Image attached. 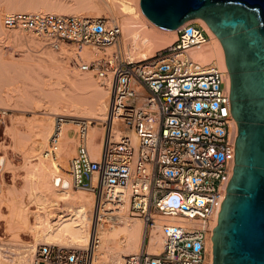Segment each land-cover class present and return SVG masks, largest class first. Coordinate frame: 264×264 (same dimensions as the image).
Segmentation results:
<instances>
[{
    "label": "built area",
    "instance_id": "1",
    "mask_svg": "<svg viewBox=\"0 0 264 264\" xmlns=\"http://www.w3.org/2000/svg\"><path fill=\"white\" fill-rule=\"evenodd\" d=\"M2 22L53 48L61 42L104 48L117 45L122 34L117 20L102 16L12 12ZM208 41L204 27L187 20L176 39L150 58L132 60L114 52L80 66L112 85L109 115L122 134L92 156L93 121L76 119V150L67 169L72 187L94 193L96 223L115 220L122 211L140 218L148 233L161 222L162 250H147L146 233L141 250L120 264H207L206 242L234 164L225 71L189 53ZM62 122L55 117L46 156L56 155ZM97 242L93 237L92 247ZM89 252L41 242L35 264H89Z\"/></svg>",
    "mask_w": 264,
    "mask_h": 264
},
{
    "label": "bare ground",
    "instance_id": "2",
    "mask_svg": "<svg viewBox=\"0 0 264 264\" xmlns=\"http://www.w3.org/2000/svg\"><path fill=\"white\" fill-rule=\"evenodd\" d=\"M9 2L10 0L4 3L8 5ZM4 10H0V40L16 43L24 38L26 42L28 41L33 45H40V43L31 36H23L19 32L4 33L2 18L5 14L41 12L78 16L83 11H95L96 15L104 13L112 20L119 22L122 31L119 48L124 51L125 56L132 60L150 58L154 55L155 50L158 51L169 46L176 39L178 28L163 29L155 25L140 9L139 0H11L7 10ZM117 18H120V20ZM190 20L202 25L209 35V41L200 47L191 49L189 51L190 55L203 63L212 62L225 71L226 87L229 89L228 71L224 62L223 49L217 36L200 17ZM57 46L54 47L56 49H37L34 51L36 54L27 55L24 60L35 61L45 70L59 69L66 78V85L59 86L52 92L43 80L44 78L37 77V79H33V83L21 82L15 84L12 88L2 91L0 95L2 100L12 102L13 106H18L19 100L26 99L30 104H33L31 108L34 111L31 110L34 113L41 112L45 114L41 118L38 117L39 119L34 118L24 121L27 129L28 127L29 129H35L32 147L27 151L29 155H27V152L26 155L31 158L37 157V162L30 166L31 168H28L30 175L28 177L34 178H31L33 187L30 190L28 200H30L29 203H36L39 206L36 205L37 209L31 212L27 210L25 204H22L23 201H20L22 197L19 196V200L18 196L11 192V197H3V201H10V204L7 203L10 206L11 217L14 218V222L16 223V220L19 221V224L24 222L25 227L28 226L29 230L33 231V241L35 242L29 245L18 244L19 247L12 245L13 248L12 243L0 242V260L2 261L0 263L35 264L36 260L34 258L37 245L45 242L88 249L90 251L89 264H120L124 256L138 253L141 250L145 235L143 221L138 218H129L125 211H122L115 220L108 221L109 226L99 228V225H104L107 221L96 223V196L90 191H84V189L74 193L70 175L68 172V174L64 172L66 169L63 171L68 160L75 154L76 136L75 131L71 130L70 123L75 124L76 119L87 118L96 121V123H107L103 131L98 125H91L88 128V145L92 156L99 155L104 143L110 138L117 139L122 134V128L118 121L109 115L112 85L107 84L104 88L100 85L98 79L94 78L89 72H79L75 69V66L71 65L72 61L78 66L79 61L89 63L95 60L99 55L98 53H100L98 50H90L87 47L78 49L75 46L65 44H59L58 48ZM93 48H96V46H93ZM108 53L113 54L114 49H109ZM8 62L12 66L18 65L16 60L13 59ZM80 66H78L79 69H81ZM43 88L50 90L51 93L48 94L52 96L45 99L41 98L40 89L43 90ZM56 116L63 117V122L59 128L60 148L58 147L56 155L51 157L46 156L45 150L43 152L41 150L54 131ZM12 121L15 122V120ZM236 130V122L231 115L230 136L233 144ZM69 142L73 145L70 149L71 152L69 151L67 154V162L61 161L59 157L67 149ZM2 162L0 160V169ZM13 195H16V197H13ZM26 210L34 217L33 224L28 225ZM217 223L216 219L215 225ZM160 225L161 222L157 221L156 226L147 235L146 247L150 252L162 250L164 237L160 231ZM211 235L205 246L207 264L212 263L213 257ZM93 237L97 238L98 242L92 247Z\"/></svg>",
    "mask_w": 264,
    "mask_h": 264
},
{
    "label": "water",
    "instance_id": "3",
    "mask_svg": "<svg viewBox=\"0 0 264 264\" xmlns=\"http://www.w3.org/2000/svg\"><path fill=\"white\" fill-rule=\"evenodd\" d=\"M139 6L163 29L200 17L222 46L237 130L211 264H264V0H139Z\"/></svg>",
    "mask_w": 264,
    "mask_h": 264
},
{
    "label": "rangeland",
    "instance_id": "4",
    "mask_svg": "<svg viewBox=\"0 0 264 264\" xmlns=\"http://www.w3.org/2000/svg\"><path fill=\"white\" fill-rule=\"evenodd\" d=\"M2 1L3 0H0V10L5 11L4 9L7 10V7L10 4L11 0L8 3V5H7V3H4V2H8V0H6V1L4 0L3 2ZM78 15L87 16V17L102 16V17L111 19L109 16L105 15L104 13L96 15L95 11H89V12L83 11V12L79 13ZM117 19L120 20V18H117ZM2 30L4 31L5 34H11L13 32H19L23 36H25V35L31 36V37L35 38L36 40H38L40 45H33V44L29 43L28 41L26 42V40L24 38L22 39V41H18L16 43H11V42H8L7 40H5V41L0 40V54H1L0 55V91H1L0 95L2 94V91H4V90L6 91L7 89L12 88L15 84H20L21 82L33 83V79H37V77H39V78L43 77L44 78L43 80L45 81L47 86L50 87L52 92H54V90L57 89L59 86L66 85V78L61 74L59 69L51 68L50 70H45L42 67H40L37 64V62H35V61L24 60V58L27 55L36 54L34 51H36L37 49L43 50L45 48H48V49L49 48L56 49V48L45 45L42 40L36 38L35 36H33L31 34L24 33V32L19 31V30L6 29L3 26V22H2ZM59 44L60 45L65 44L67 46H73V47L75 46V45H72L69 43H64V42H61ZM59 44H58V46H59ZM119 44H120V42L117 45H112V46H108V47H104V48H99V47L93 48L91 46L86 45V46H83L82 48L87 47L90 50L91 49L98 50V52H100V53H98L99 55L97 58L102 57L105 54L110 55L111 53L109 54L108 50L111 48L114 49V52H119L125 56L124 51L121 48H119L120 47ZM58 46H57V48H58ZM40 48H42V49H40ZM156 51L157 50H155V52ZM38 53H40V52H38ZM12 59L16 60L18 65L12 66L10 64V62H8V61H11ZM6 63H8V64H6ZM80 63L82 64V63H84V61H79L78 64L81 65ZM71 65L75 66V69L79 72H82V73L89 72L94 78L98 79V81L102 87L106 88V85H104L102 83V81L96 75H94L92 72L83 71V70L79 69V67H78L79 65L76 66L73 63V61H72ZM40 91H41V93H40L41 98L45 99L47 97L52 96L51 94H48V93H51L50 90L43 88V90L40 89ZM32 106H33V104H30L26 99L19 100V105L13 106L12 102H7V101L5 102L0 97V111H5V113L3 114V117H2V122L0 123V160L3 161L2 167L0 169V242L8 243V244L12 243L11 246L13 245L16 247H19L18 244L19 245H21V244L22 245L33 244L35 242V241H33L34 240L33 239L34 234H33L32 230H29L28 226L25 227L24 222H20L24 226L22 224H19L18 223L19 221L17 222V220H16L17 224L14 222V218L11 217L12 216L11 211H10L11 209L9 206L10 201H7L9 203L8 204L7 202H5L6 200L3 201V197L4 198L11 197L12 194L10 195V192L16 194L18 196V199H19V196H20V198L22 197L21 200L20 199L19 200L21 202L23 201L24 203L22 202V204L23 205L25 204V207L28 208V209L27 208L26 209L28 211H31V212L33 210H36L37 206H39V204H36V203H29L30 200H28L30 198V197H28V196H30L29 195L30 190L33 187V184L31 182V178H33V177H28V176H30L28 173V170H29L28 168H31L30 166L34 165L37 162V159H36L37 157L31 158L29 156L30 159H28L29 157L27 155H29V152H27V151H29L32 147L33 135H34L35 129H29V127L27 129L26 128L27 126L24 123V121L31 120L34 118L39 119L38 117L41 118L42 116H45V114H42L41 112L40 113H38V112L34 113L33 112L34 109L31 108ZM31 109H33V111ZM12 120H15V122L13 123ZM70 124H71L70 125L71 130H73V132H74L76 129V125L72 124V123H70ZM91 125L92 126H94V125L100 126L101 131H103V128L105 126L103 122L96 123V121H93ZM54 128H55V124H54ZM98 139H99V137H98ZM47 144H48V142H45V144H44L45 146L41 150L42 152L46 149ZM72 145H73V143H71V142L68 143L67 149L59 157V159L61 161L67 162L66 157H67V154L69 153ZM58 147L60 148V143L58 144ZM22 148H23V150H22ZM24 151H25V153H24ZM67 164L68 163H66L65 168L63 169V171L66 169L64 171L65 173H67V169H68ZM72 189H73L74 193H77V192H79V190H82V189H76L74 187ZM86 192H89V191H86ZM16 195H13V197L14 196L16 197ZM94 208H95V205H94ZM27 210H26V213H27ZM27 214H28V217H27L28 225L33 224L34 223V220H33L34 217L32 216V214L30 212ZM127 216L129 218H138V217H133V216H129V215H127ZM138 219H140V218H138ZM101 226H104V227H101ZM107 226H109V223H105L104 225H99L98 227L99 228L100 227L105 228ZM144 228H145V235H146V233H148V229L146 228L145 224H144ZM101 233H102V231H101ZM145 235H144V239H145ZM145 242H146V240H145ZM143 244H144V241H143ZM13 246H12V248H13ZM96 253H98V252H96ZM36 258L37 257L35 256L34 260H36ZM1 263H2V261H1Z\"/></svg>",
    "mask_w": 264,
    "mask_h": 264
}]
</instances>
